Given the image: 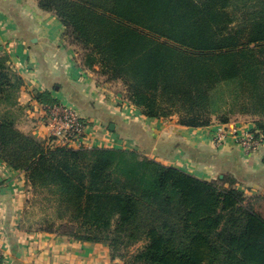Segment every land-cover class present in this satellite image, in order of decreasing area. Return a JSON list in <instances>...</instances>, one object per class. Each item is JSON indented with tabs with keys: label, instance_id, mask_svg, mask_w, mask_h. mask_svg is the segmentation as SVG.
Returning <instances> with one entry per match:
<instances>
[{
	"label": "trees",
	"instance_id": "1",
	"mask_svg": "<svg viewBox=\"0 0 264 264\" xmlns=\"http://www.w3.org/2000/svg\"><path fill=\"white\" fill-rule=\"evenodd\" d=\"M37 1L86 51L85 66L122 81L143 116L179 114L191 129L212 117L228 124L236 107L264 117V0ZM23 88L0 56V162L58 193L59 210L73 207L77 224L49 232L108 245L122 264H264V195L238 187L251 174L230 168L206 180L133 150L49 147L17 127ZM35 99L58 103L48 92Z\"/></svg>",
	"mask_w": 264,
	"mask_h": 264
},
{
	"label": "crops",
	"instance_id": "2",
	"mask_svg": "<svg viewBox=\"0 0 264 264\" xmlns=\"http://www.w3.org/2000/svg\"><path fill=\"white\" fill-rule=\"evenodd\" d=\"M63 35L57 17L41 10L35 1L0 0V56L9 57L13 70L25 82L19 98L20 131L45 140L47 129L42 125L35 97L48 92L58 104L73 107L93 122L89 135L92 147L137 151L206 180L223 178L220 174L223 170L242 168L254 179L239 184V189L252 196L264 195V146L247 156L232 135H227L223 145L214 144L211 131L217 125L191 129L174 117L157 120L141 116L131 122L126 118L128 110L117 108L121 102L102 99L105 92L96 90L91 75L74 63V49L64 45ZM109 117L118 119L117 123H110ZM119 123L136 126L140 131L132 136L123 134ZM231 126L236 128L234 124ZM200 151L217 158L208 159L207 163L199 161L205 157ZM27 184L25 174L12 172L0 162V230L5 238L7 264H121L112 259L108 245L24 228Z\"/></svg>",
	"mask_w": 264,
	"mask_h": 264
},
{
	"label": "rangeland",
	"instance_id": "3",
	"mask_svg": "<svg viewBox=\"0 0 264 264\" xmlns=\"http://www.w3.org/2000/svg\"><path fill=\"white\" fill-rule=\"evenodd\" d=\"M33 1H35V3L38 4L37 0H33ZM64 33H66L63 35V38L65 37L64 45L66 44L65 46L72 47L75 52L74 53L75 56L73 59L74 63H76L77 66H80L83 71H86V74L91 75V78L94 80V86L96 90H98L100 93L105 92L104 93L105 95H101L102 99L106 100L107 98H109V99H113L114 102H121L118 103L119 106H117V108L120 109V111H122L123 108H126L128 110V113H130V114H126L129 117L126 118L132 120L131 122L141 118V116H143L142 112L138 107L134 106L131 100L129 99L127 93V87L124 85V83L122 81L109 80L107 76L101 73L100 71L101 69L99 66H96L94 70L87 68L85 66V60H84L87 54L86 51L81 46L75 45L72 38L68 35L67 32ZM20 93H19V98H20ZM120 107H122V109ZM234 110L236 111L233 112L231 109L229 111L233 113L230 114V119L228 124L221 123L216 117L211 118V125L209 126L217 125V128L211 131L212 138L214 136L213 134L220 126L223 127L225 131L230 133L231 131H233L231 124H234L237 130H245V129L250 130L254 136V139L259 143L261 142V144L264 146V130H262L259 124L257 125V123L260 122L264 123V117L256 116V115H243L239 111V107H236V109L234 108ZM15 112L19 117L20 114L19 106L15 108ZM139 114L141 115L139 116ZM171 117H177L176 122L179 121L181 123V118L179 114H174L168 118ZM215 178L217 179V176ZM27 183H28L26 187L28 192L27 201L25 203V207L23 209V214H22L24 228L31 231L49 232L48 230L50 229L51 226L55 230H58V227L61 224L64 225L67 222L68 224L69 223L75 225L77 224L71 222L72 217L75 216L73 207H69L68 204L63 201L64 203V206H62L63 211L59 210L61 206L59 205L58 202L62 200V197L58 193H54L52 190L45 187L42 188L41 186L34 187L28 181ZM244 194L247 197L252 196L251 194L245 192ZM58 232H63V230L57 231L56 233ZM140 246L141 245H138L137 247ZM118 261L121 264L123 263L119 259Z\"/></svg>",
	"mask_w": 264,
	"mask_h": 264
},
{
	"label": "built area",
	"instance_id": "4",
	"mask_svg": "<svg viewBox=\"0 0 264 264\" xmlns=\"http://www.w3.org/2000/svg\"><path fill=\"white\" fill-rule=\"evenodd\" d=\"M39 113L42 116L41 122L47 129L45 141L47 146H65L79 149L82 147L93 148L90 142V132L93 129L92 121L83 119L79 112L73 107L65 104L55 103L53 105L39 102ZM213 142L219 147L223 145L227 135H232L235 143L248 156L258 152L263 146L261 142H257L250 130H237L228 133L219 127L213 134ZM2 188L0 186V197ZM4 235L0 230V264H7L8 260L5 256L3 243Z\"/></svg>",
	"mask_w": 264,
	"mask_h": 264
},
{
	"label": "water",
	"instance_id": "5",
	"mask_svg": "<svg viewBox=\"0 0 264 264\" xmlns=\"http://www.w3.org/2000/svg\"><path fill=\"white\" fill-rule=\"evenodd\" d=\"M174 119L177 120V117H174ZM113 127H114V125H112V126L110 127V129H113ZM221 178H222V176H221Z\"/></svg>",
	"mask_w": 264,
	"mask_h": 264
}]
</instances>
